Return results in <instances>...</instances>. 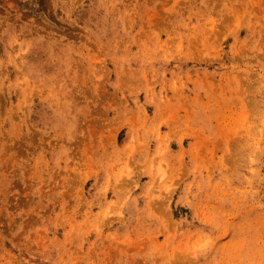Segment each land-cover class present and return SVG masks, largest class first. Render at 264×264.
<instances>
[{
    "label": "rangeland",
    "instance_id": "rangeland-1",
    "mask_svg": "<svg viewBox=\"0 0 264 264\" xmlns=\"http://www.w3.org/2000/svg\"><path fill=\"white\" fill-rule=\"evenodd\" d=\"M0 264H264V0H0Z\"/></svg>",
    "mask_w": 264,
    "mask_h": 264
},
{
    "label": "bare ground",
    "instance_id": "bare-ground-1",
    "mask_svg": "<svg viewBox=\"0 0 264 264\" xmlns=\"http://www.w3.org/2000/svg\"><path fill=\"white\" fill-rule=\"evenodd\" d=\"M246 133V132H245Z\"/></svg>",
    "mask_w": 264,
    "mask_h": 264
}]
</instances>
